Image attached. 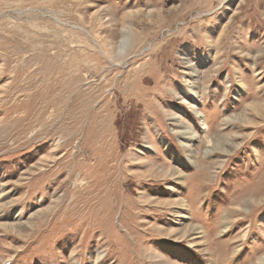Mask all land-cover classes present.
<instances>
[{
    "label": "rangeland",
    "instance_id": "rangeland-1",
    "mask_svg": "<svg viewBox=\"0 0 264 264\" xmlns=\"http://www.w3.org/2000/svg\"><path fill=\"white\" fill-rule=\"evenodd\" d=\"M0 264H264V0H0Z\"/></svg>",
    "mask_w": 264,
    "mask_h": 264
},
{
    "label": "bare ground",
    "instance_id": "bare-ground-1",
    "mask_svg": "<svg viewBox=\"0 0 264 264\" xmlns=\"http://www.w3.org/2000/svg\"><path fill=\"white\" fill-rule=\"evenodd\" d=\"M13 225V224H12Z\"/></svg>",
    "mask_w": 264,
    "mask_h": 264
}]
</instances>
